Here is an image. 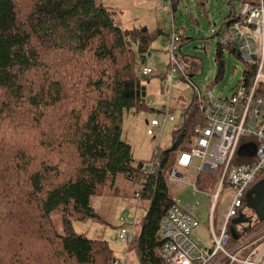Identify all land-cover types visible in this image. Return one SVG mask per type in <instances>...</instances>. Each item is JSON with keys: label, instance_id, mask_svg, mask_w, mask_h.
I'll return each instance as SVG.
<instances>
[{"label": "trees", "instance_id": "1", "mask_svg": "<svg viewBox=\"0 0 264 264\" xmlns=\"http://www.w3.org/2000/svg\"><path fill=\"white\" fill-rule=\"evenodd\" d=\"M115 21L100 0H0V264H116L104 240L76 234L71 222L96 219L92 199L118 175L141 184L136 193L146 204L128 247L135 244L139 264H165L157 232L173 204L167 178L203 116L194 96L155 173L140 175L120 124L145 106L140 69L149 37ZM179 38L178 53L192 40ZM217 46L218 78L224 48ZM183 68L180 78L193 85L198 63ZM255 72L246 63L242 77L250 83ZM214 175H199L196 186L212 185Z\"/></svg>", "mask_w": 264, "mask_h": 264}, {"label": "rangeland", "instance_id": "2", "mask_svg": "<svg viewBox=\"0 0 264 264\" xmlns=\"http://www.w3.org/2000/svg\"><path fill=\"white\" fill-rule=\"evenodd\" d=\"M100 2L116 13L115 22L121 29L146 30L149 37V49L145 54L146 60L141 63V66H149L161 74V76L151 75L140 78V82L146 88V96L143 98L145 106L137 112H125L120 124L121 139L130 146L134 165L150 163L171 146L172 133L181 125V115L190 105L195 91L204 94L206 90L211 89L215 97L229 98L242 79L246 63L241 58L223 49L221 54L223 69L218 78L214 61V54L218 47L214 33H221L226 29L232 21L233 12H239L242 2L241 0H172V2L170 0H100ZM227 15L229 19L225 21ZM170 33L192 39H185L182 44L180 43V52L176 55L183 65L184 63L187 65L190 61L198 63L199 73H195L190 78L194 86L187 80L180 79L179 73L171 82L167 52ZM183 58H187L184 63L181 62ZM165 73L164 80L162 77ZM147 79L148 82H146ZM163 84L167 86V89H164ZM167 95L169 101L164 98ZM166 105L168 110H165L167 113L165 115L162 108ZM164 117L168 119L172 117L173 121H167L162 125ZM151 120L158 121L160 127L153 129V135L149 136L146 131ZM179 173H186V180L185 183H179L180 186L175 184V188L169 184L171 191L175 193L173 199L181 205H193L198 222L195 235L203 244L209 246L211 241L208 232V212L209 202H212V199L201 192L194 193L191 183L195 180V173L192 170H180ZM197 188L204 193L212 194L217 189V182L213 181V184L207 187L198 185ZM138 189V184L118 175L113 186L105 188L100 198L92 199L97 218L71 222L76 234L88 239L104 240L114 254L116 264H139L135 244L130 247L128 246L132 242L128 246L117 244L119 229L123 226L120 221L123 213L129 220L136 217L135 233L139 234L140 222L146 214V204L140 202L138 206V200L135 197V191ZM232 197V190L223 188L216 200L217 210L226 211ZM242 214L251 218L252 225L260 224L254 212L246 206L242 208ZM217 216H219L217 213L213 215L214 221H218ZM58 225H60L59 222ZM262 226L264 222L255 230L250 227L243 237L249 238L257 234ZM242 228L243 225H236L240 233H243ZM58 231L60 232L59 229Z\"/></svg>", "mask_w": 264, "mask_h": 264}, {"label": "built area", "instance_id": "3", "mask_svg": "<svg viewBox=\"0 0 264 264\" xmlns=\"http://www.w3.org/2000/svg\"><path fill=\"white\" fill-rule=\"evenodd\" d=\"M179 40L176 33H170L167 52L171 76L177 73L184 76V68L176 55ZM217 42L223 48L236 51L247 64L256 65V72L250 83L242 77L229 98L219 99L211 89L204 94L195 91L203 124L194 128L191 147L178 153L167 181L184 183L186 174H180V170L191 169L195 173L191 183L194 193L201 192L212 199L208 212L211 244H203L195 235L198 222L193 205H181L173 200L160 220L157 232L161 242L158 255L165 264H264V226L249 238L242 234L233 240L229 233L230 222L242 214L246 192L264 173V1L241 4L226 29L217 35ZM155 73L149 66L141 69L143 77ZM167 120L173 118L165 117L163 123ZM159 126L158 121L151 120L147 135L152 136L153 129ZM242 139L248 140L242 142ZM246 143L255 145V155L251 163L238 164L237 150ZM158 162L155 157L150 163L141 164L140 175L147 177L155 173ZM201 174L217 175L215 193H204L197 188L196 181ZM223 188L233 192L224 212L216 208L217 197ZM135 197L139 203V194ZM215 213L219 215L218 221L213 219ZM120 221L123 226L119 229L117 244L128 246L137 236V219L134 216L129 220L123 213Z\"/></svg>", "mask_w": 264, "mask_h": 264}, {"label": "water", "instance_id": "4", "mask_svg": "<svg viewBox=\"0 0 264 264\" xmlns=\"http://www.w3.org/2000/svg\"><path fill=\"white\" fill-rule=\"evenodd\" d=\"M143 32H146L143 29ZM142 97L145 96V87L141 88ZM174 134H172L173 140ZM173 146V145H172ZM169 148V150L172 148ZM255 155V145L253 143H246L239 146L237 150L238 157H248L251 158ZM245 206L246 208L252 210L255 214V217L259 223L264 222V180L258 182L256 185L251 187L245 194ZM251 218L245 217L243 214H239L235 219L231 221L229 233L233 240H236L239 237V233L236 231V225H247L242 231L245 233L251 225ZM159 241V237L157 236Z\"/></svg>", "mask_w": 264, "mask_h": 264}, {"label": "crops", "instance_id": "5", "mask_svg": "<svg viewBox=\"0 0 264 264\" xmlns=\"http://www.w3.org/2000/svg\"><path fill=\"white\" fill-rule=\"evenodd\" d=\"M175 1H176V0H175ZM170 2H172V0H171ZM252 3H254V2H252ZM242 4H243V3H242ZM233 14H234V12H233ZM221 33H222V32H221ZM221 33H214V34H215V36L217 37V35H219V34H221ZM217 44H218V42H217ZM218 45H219V44H218ZM219 46H220V45H219ZM220 47H221V46H220ZM221 48H223V47H221ZM224 49H227V48H224ZM229 49H230V48H229ZM240 58H241V56H240ZM241 59H242V58H241ZM242 60H243V59H242ZM177 61H178V58H177ZM178 62H179V61H178ZM179 63H180V62H179ZM245 63H246V62H245ZM180 64H181V63H180ZM181 65L183 66V64H181ZM143 67H144V66H142L141 69H142ZM146 67H148V66H146ZM168 67H171V66H170V62H169ZM141 69H140V70H141ZM169 70H170V68H169ZM177 74H178V73H177ZM152 75H157V76H158V75H161V74H159V73L156 71V73H155V74H152ZM175 75H176V74H175ZM175 75L171 76V75L169 74L170 79H171V82H172V80L174 79V76H175ZM179 75H181V74L179 73ZM179 77H180V76H179ZM180 79H181V78H180ZM176 81H177V80L175 79V82H176ZM163 87H164V89H167V86H166L165 84H163ZM145 90H146V88H145ZM164 98H165L167 101H169V100H168V99H169V96H168V95L165 96ZM190 103H191V102H190ZM188 107H189V106H188ZM188 107H187V108H188ZM187 108H186V109H187ZM165 110H168V106H167V105H166V106H163V108H162V111H165ZM166 114H167V113H166V111H165V115H166ZM185 114H186V112L183 111V113H182V115H181V116H182V123H181V125H179V127H177V129L182 128V126H183V124H184V121H185ZM164 118H165V117H164ZM164 118H163V119H164ZM167 119H168V118H167ZM167 121H168V120H167ZM167 121H166V122H167ZM172 121H173V120H172ZM162 122H163V121H162ZM166 122H165V123H166ZM170 122H171V121H170ZM165 123H162V125L165 124ZM159 127H160V126H159ZM176 131H177V130H176ZM176 131H175V132H176ZM173 133H174V132H173ZM173 133H172V134H173ZM146 134H147V133H146ZM171 146H172V136H171ZM171 146H170V147H171ZM170 147H169V148H170ZM169 148H168V149H169ZM166 150H167V149H166ZM177 156H178V155H177ZM157 157H158V159H159V155H158ZM252 158H253V157L248 158V157H238V156H237L238 164H248V163H251V162H252ZM176 159H177V158H176ZM244 161H245V162H244ZM242 162H244V163H242ZM185 171H191V169H187V170H185ZM185 174H186V173H185ZM216 177H217V176H216ZM263 180H264V175L261 176V178H260L258 181L256 180L257 182L255 181L251 187H253V186L256 185L258 182L263 181ZM215 182H216V180H215ZM184 183H185V182H184ZM169 184L172 185L173 188H175L174 185H175V184H176V185H179V183H169V182L167 183V186H168V189H169V193H170L171 197L173 198V197H174L173 195H175V193L171 191V188L169 187V186H170ZM179 186H180V185H179ZM251 187H250V188H251ZM137 191H138V190H137ZM137 191H135V194H136ZM173 200H174V199H173ZM139 203H140V202H139ZM139 203H138V206H139ZM245 227H247V225H244L243 228H242V230H243ZM235 229H236V226H235ZM242 230H241V232H243ZM236 231H237V229H236ZM237 232L239 233V235L244 234V233H240L239 231H237Z\"/></svg>", "mask_w": 264, "mask_h": 264}, {"label": "bare ground", "instance_id": "6", "mask_svg": "<svg viewBox=\"0 0 264 264\" xmlns=\"http://www.w3.org/2000/svg\"><path fill=\"white\" fill-rule=\"evenodd\" d=\"M247 2H248V1H247ZM249 3H250V2H249ZM127 183H128V182H127ZM129 184H130V183H129ZM129 184H128V185H129ZM203 184H204V182H203ZM33 255L35 256V254H33ZM36 257H37V256H36ZM34 262H35V261H34Z\"/></svg>", "mask_w": 264, "mask_h": 264}, {"label": "flooded vegetation", "instance_id": "7", "mask_svg": "<svg viewBox=\"0 0 264 264\" xmlns=\"http://www.w3.org/2000/svg\"><path fill=\"white\" fill-rule=\"evenodd\" d=\"M251 225H252V223H251Z\"/></svg>", "mask_w": 264, "mask_h": 264}]
</instances>
